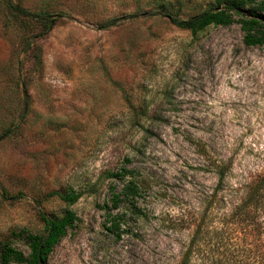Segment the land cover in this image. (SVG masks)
<instances>
[{"label":"rangeland","instance_id":"374dc122","mask_svg":"<svg viewBox=\"0 0 264 264\" xmlns=\"http://www.w3.org/2000/svg\"><path fill=\"white\" fill-rule=\"evenodd\" d=\"M162 2H182L184 19L212 5L0 0V240L26 257L22 231L72 210L47 264H181L199 225L189 264H264V186L236 213L264 182V46H246L238 23L195 37L127 18ZM43 12L55 25L41 36L30 17ZM124 167L142 189L136 209L113 211L127 221L117 240L102 207ZM70 192L71 206L58 196Z\"/></svg>","mask_w":264,"mask_h":264},{"label":"trees","instance_id":"16d2710c","mask_svg":"<svg viewBox=\"0 0 264 264\" xmlns=\"http://www.w3.org/2000/svg\"><path fill=\"white\" fill-rule=\"evenodd\" d=\"M10 5L14 13L20 16L22 10L12 4ZM181 10L182 2H179L176 10L169 3L162 2L155 9L148 12L139 10L135 14L127 15V18H140L141 15L168 18L172 25L189 31L195 37L211 26L228 27L238 23L244 33L246 46H264V0H212V5L208 8L185 19L180 17ZM48 15L50 14L43 12L34 13L30 17L34 22H41L44 28V33L41 36H44L55 25V21L45 20ZM39 16L41 17L38 18ZM114 22L113 20L108 21L102 24L101 28L107 29L115 24ZM40 50V47H38V51ZM143 116L148 117L147 110L144 111ZM108 176L113 179H122L126 176L131 178L123 186L121 193H115L113 189L111 207L108 205L102 207V209L107 210L106 230L117 240H120L126 232V215L120 211L118 213H113V211L120 209L122 203H128L132 208L136 209V198L140 196L142 185L135 179L134 172L125 167L119 173H109ZM223 179L224 173H221L220 180ZM262 186H264V182L249 193L246 202L236 209L237 214L245 213V211L254 208L255 196L257 192L261 191ZM58 196L69 206L74 205L80 198L79 194L73 192L58 194ZM41 219L43 222L42 233L35 234L27 230L22 231L29 247L27 257L10 242L0 240V264H47L50 254L67 235L68 230L72 229L78 221L76 213L72 210H67L62 217H48L41 214ZM201 229L202 226L199 225L188 250L182 258L181 264H189L192 248L200 235Z\"/></svg>","mask_w":264,"mask_h":264}]
</instances>
